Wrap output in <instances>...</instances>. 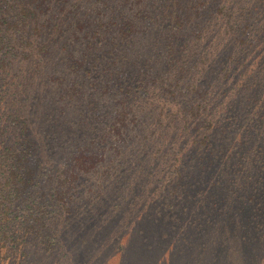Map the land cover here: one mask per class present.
<instances>
[{
	"label": "rangeland",
	"instance_id": "374dc122",
	"mask_svg": "<svg viewBox=\"0 0 264 264\" xmlns=\"http://www.w3.org/2000/svg\"><path fill=\"white\" fill-rule=\"evenodd\" d=\"M119 1L100 11L97 0H67L76 14L60 12L61 31L52 34L50 48L39 54L38 46L32 58L15 67L14 101L23 102L18 107L36 118L41 159L49 169L33 193L39 188L45 199L49 194V201H54L51 214L39 220L47 224L42 233L46 231L48 243L41 244L39 237L24 245L16 240L12 259L0 264H196L194 260L203 257L202 264H264V246L253 240L260 239L256 234L264 229L258 223L264 219V121L248 154L235 141V136L242 139L241 130L217 131L216 138L220 136L227 151L215 148L219 165L209 174L212 178L207 176L212 166L201 168L194 158L199 149L190 148V143L183 153L187 169L197 174V167L206 174L202 181H194L191 197L183 195L186 187L176 190L175 181L166 178L179 173L173 172V162L158 166L153 161L164 151H170L173 160L182 156L172 145L185 131L182 115L188 106L232 98L228 95L234 76L225 77L224 69L231 52L225 43L234 37L215 8L220 0H182L183 6L194 2L195 9L205 1V7L197 19L200 25L188 24L181 30L171 22L172 16L165 15L164 21L159 16L142 17V11L152 9L145 0H137L143 9L133 15L138 31L113 50L109 18L133 19L114 11ZM221 1L237 13L242 0ZM131 8L124 9L133 12ZM178 10L179 6L173 12L182 13ZM259 22L264 24L263 19ZM86 30L91 33L90 45L84 39ZM178 30L186 38L179 36L175 45L169 44L171 34L173 39L175 33L181 35ZM200 32L206 38L198 39ZM171 46L176 51L170 57ZM113 61L116 64L111 65ZM174 75L181 77L183 88L172 82ZM198 86L196 95L182 97L181 91ZM222 91L225 95L219 98ZM237 109L238 118L246 123L245 107L243 112L239 105ZM198 111L203 113L202 108ZM218 173L226 174L222 181L216 180ZM76 174V181L67 180ZM167 223L173 224L171 228ZM197 238L205 241L204 251L191 248ZM157 239L172 247L152 255L140 245Z\"/></svg>",
	"mask_w": 264,
	"mask_h": 264
},
{
	"label": "trees",
	"instance_id": "16d2710c",
	"mask_svg": "<svg viewBox=\"0 0 264 264\" xmlns=\"http://www.w3.org/2000/svg\"><path fill=\"white\" fill-rule=\"evenodd\" d=\"M112 1L97 0L99 8H101L100 11L107 9V5L110 6ZM140 1L144 2V0ZM220 2L222 1L220 0L219 6L215 8L226 20L227 23L224 24L226 30L234 37L233 41L230 40L232 44L229 43L230 41L225 43V47L229 44L230 48L227 49L231 52L226 58L229 65L225 66L224 69L225 77L229 76L232 80L231 75L234 76L235 86L228 95L232 98L231 100L223 98L225 92L222 91L218 97L223 99L215 104L211 102L213 100L208 103L201 101L195 103V106L188 104L190 106L182 115L184 122L182 127L185 131L179 135V141L174 142L172 145L180 148L182 156H175L173 160L170 159L168 154L170 151H164L159 155L160 158L156 154L153 160L158 166L160 163L163 166L169 165L171 162L174 163L173 172H179L178 175L175 177L171 175L166 178H168V181H175L176 190L186 187L183 195L188 197H191L196 190L194 181H202L206 175L197 167V174L187 169L188 158L186 159L183 153L188 150L190 143V148L194 146V150L199 149L197 152L200 155H196L194 158L200 161L201 168L204 170V167L212 166L207 170V176L210 177L209 174H212L213 169H217L219 165H217L218 158H214V155H217L214 153L215 148L221 146L222 153L227 151L221 142L220 136L218 135L219 138H216L217 131L221 129L222 133L230 132L234 134L236 131L241 130L242 139L235 136V141H239V149L248 154L252 149L253 140L259 138V127L262 125L261 122L264 121V24L259 22V19L264 20V0L239 1V11L237 13L235 9H229L230 7ZM137 3V0H120L116 3L114 11L118 12L121 18L128 15H138L143 9L140 10L141 5H137ZM145 3L149 4L147 6H150L152 11H148V13L142 11V17L157 19V16H159V19L164 21L165 15L167 17L172 16L171 22L174 26L176 24L179 30L184 29L188 24L200 25L197 19L203 7H205V1L199 2L197 9L194 7V2L191 5L184 4L183 6L184 2L182 0H145ZM68 5L67 0H0V260L12 259L14 241L16 240L21 242L20 245H24L29 242V239L36 240V237L41 238L39 240L41 244L48 243L47 239H50L46 238V231L42 233L45 228L48 229L47 224L45 225L39 220H42L41 216L51 214V203L54 200L49 201V194L45 199V194H41L39 188L36 190L35 195L33 193V188L37 189V180H41L44 172H49V169L47 163L42 162L41 159V146L35 135L36 118H32L30 112V114L24 113L22 107H18L23 102L17 104L14 101V71L15 67L17 68L23 63L24 60L22 59H30L35 55L34 52L38 46H40L38 49L39 54L41 50L46 51L50 48L49 43L52 40V34L55 31H61L58 27L59 24H62L63 21L60 20L64 17L61 16L60 12L67 11L69 14H76L74 10L68 8ZM129 5H132V11L135 9L133 12L124 9ZM209 5L211 9L214 8L211 2ZM178 6V11H182V13L173 12V9ZM163 10L164 12H162ZM244 16L245 18H243ZM229 18L232 20L230 21ZM119 19L120 17L117 16L111 22L112 18H109L110 32L112 33L111 41L114 43L113 50L121 45L120 41L130 39L138 31V23H135L134 16L133 19L127 18V20L117 21ZM78 22L81 21L78 20ZM84 25L85 27L89 26L87 23ZM209 25L219 30L218 25L212 23ZM258 25L261 29L259 32ZM203 28L206 30L208 27ZM179 30L178 32L181 35L175 33L176 37L173 39L171 34L169 44L175 45L174 42L178 40L179 36L182 39L186 38L187 34ZM84 32V39L87 40V45H90L89 36L91 33H89V30ZM200 33L198 39L206 38L204 32ZM258 36L260 39H258ZM209 40L214 43L212 37H209ZM257 47L259 52L256 54L255 48ZM175 51L174 47H169V56L171 57ZM113 64H116V62L113 61L111 65ZM107 66L106 63L105 68ZM172 82H176L179 89L184 86L180 76L174 75ZM20 88H22V85L19 84L18 89ZM200 89L201 86L192 88V90L187 87V93L184 91L180 93L182 97H188L189 94L196 95ZM204 91L207 94L212 93V90L204 89ZM170 93L172 95L176 94L172 91ZM201 100L204 99L201 98ZM238 105L241 107L242 112L244 107L247 111L243 118L246 123L241 122L238 118L241 114L237 109ZM199 108L203 110L200 115H198ZM226 123L227 126H225ZM232 159L233 157H230V160ZM157 165L153 163V167ZM73 170L75 171V168ZM163 171L165 172V169ZM225 176L224 173H218L216 180L222 181ZM61 178L62 176L58 177L56 181L61 180ZM72 178L67 180L76 181L77 174L73 175ZM160 190L163 192L162 189ZM55 201H58V199H55ZM184 206L183 209H186ZM63 208L67 212H73L67 205H64ZM258 223L264 225V219H261ZM167 225L168 228H171L173 224L167 223ZM203 232L204 230L201 231L202 234ZM256 235L260 239L253 238L255 245L264 246V229H258ZM202 237L206 238V234ZM179 241H181L180 238ZM162 244L163 242L158 239L153 244L145 243V245H142L140 243L144 251L152 255H159L166 248L172 247L171 243H169L171 245L166 246H162ZM205 245L203 239L197 238L195 243H191V248L199 247L204 251ZM178 246L177 249L180 248L184 252V247ZM202 251L201 254L203 255ZM184 256H186L185 252ZM194 261L196 264H202V262L204 263V257Z\"/></svg>",
	"mask_w": 264,
	"mask_h": 264
}]
</instances>
